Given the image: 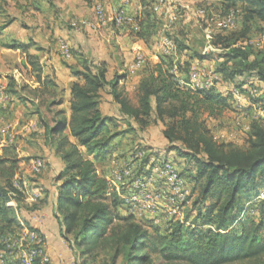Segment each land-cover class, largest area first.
Masks as SVG:
<instances>
[{"label": "trees", "instance_id": "1", "mask_svg": "<svg viewBox=\"0 0 264 264\" xmlns=\"http://www.w3.org/2000/svg\"><path fill=\"white\" fill-rule=\"evenodd\" d=\"M215 1L225 14L237 12L239 31L211 38L212 47L220 52L191 51L182 63L161 53L156 63L146 62L135 104L120 86L125 74L115 73L108 80L105 62L76 54V64H64L73 79L67 114L61 107L64 89L54 76L43 75L27 44L9 45L26 52L38 87L29 91L33 100L21 96L27 87L7 88V92L12 101L16 97L34 106L45 143L61 158L63 167L54 178L59 182L55 216L79 264H264V120L251 118L241 145L217 140L207 125L209 119L240 109L232 88L247 96L249 108L264 109V49L255 48L249 39L251 32L264 33V0ZM152 11L142 10V18L137 19L135 35L146 43L158 34L159 18ZM14 21L9 19L0 30ZM176 49L185 54L191 50L181 42ZM71 52L73 58L72 47ZM192 60L216 61L215 72L231 88H189L185 83ZM182 72L183 79L178 76ZM253 89L257 97L249 95ZM103 92L118 105V117L101 111ZM158 125L165 147L157 153L146 145L134 150L144 153L142 164L172 162L169 156L180 162L179 172L190 184L192 201L182 221L162 225L128 214L119 193L97 172L98 164L111 155L114 139L139 136ZM19 162L14 148L0 155V252H7L5 264L16 262V253L8 254L6 241L18 234L21 219L28 225L22 212L37 208L36 203L26 204L25 194L14 185L17 178L21 181ZM36 190L40 195L44 192Z\"/></svg>", "mask_w": 264, "mask_h": 264}, {"label": "crops", "instance_id": "2", "mask_svg": "<svg viewBox=\"0 0 264 264\" xmlns=\"http://www.w3.org/2000/svg\"><path fill=\"white\" fill-rule=\"evenodd\" d=\"M80 2H82V9L80 7L81 5H79ZM97 2L102 4L106 14H109L112 9L120 7L123 8L128 15H132L136 18H142V10L144 11L148 9L152 11V7L155 4V0H89L88 2L85 0H34V2L31 3H33L35 7L45 10L43 11V16L48 18L49 25L43 26L44 30L41 31V34L37 35L34 45L33 43L13 38V41L27 44V52L37 56L39 59L43 75L48 74L54 76L56 84L64 89V103L62 104V108L66 110L67 114L69 86L73 79L60 59L61 56L58 52L59 38L68 40L75 53L72 59L67 60L68 64H76L78 62L77 55L82 54L96 62H105L108 70V80L111 79L115 73L122 74L124 72L123 74H125V78L120 81V86L124 89L127 97L130 95V92H137L139 80L146 72V62L156 63L161 54L159 46H157V42H159L158 39L146 43L136 37L135 32L137 29L135 28L134 23H126L122 25L109 23L96 29L84 27L80 31L75 30L72 27L71 22L73 19L67 21L69 16L71 14L78 15L79 17L74 18L76 19L75 21L91 20L93 18V6ZM166 5L167 4L165 3L163 4V7H160L159 11L153 10L152 12H154L159 19L166 20L167 17L171 18L173 15L172 8L174 6H169L167 8ZM187 6L191 8L189 11L190 13L196 8L193 3L188 4ZM76 8L79 9L76 10ZM162 14L164 17H162ZM17 22L18 19H15L13 23ZM11 25H9L8 28ZM19 50L20 49H17V51ZM137 53L144 55L146 62L136 70H130L129 65L133 62ZM22 55L25 57L24 59L26 61V52H22ZM184 58L185 55L182 59ZM179 59L181 60V58ZM179 59L177 58L176 61H179ZM182 62L183 61H181V63ZM195 62H198L203 67V63L212 66L214 61L192 60V64ZM26 66L30 72L31 83L27 84L29 87L24 90L26 91V94H24L23 91L21 92V96L33 100L32 94L29 91L38 87V83L35 81L31 66L29 64H26ZM184 75L186 74L183 72L178 74L181 79L184 78ZM24 79L26 78L24 77ZM15 81L20 82L17 80ZM223 87L225 88V86ZM128 98L134 104L136 103V101L131 99L132 97L129 96ZM34 102L37 103V100L34 99ZM99 106L104 114L116 117L119 116L118 105L113 102L112 97L108 93H102ZM32 107L33 106L29 102H24L14 97L7 110L3 111L1 114L3 121H0V153L3 152V149H1L2 147H5V151L8 150V148H14V152L20 159L19 174L21 178L26 179L29 182L28 194L25 195V203L28 205H32L33 203L37 204V208L34 211L31 213L22 212V215L27 219L30 227H34L42 234L44 249L50 258V264H70L69 257L71 256V250L69 243L63 238L61 225L55 216V189L59 182H56L54 178L61 171L63 163L60 156L45 143L43 135L44 128L39 121L38 116L33 113V110H31ZM221 119L222 117L218 120ZM250 121L251 119L248 121L246 120L248 130ZM5 123L10 124L11 126L9 132L2 131ZM161 129V125H158V127L150 126L145 131L140 132L139 136L125 134L114 139L111 143V155L108 156L106 161L101 164L99 163L97 166L98 174L103 175L105 178L113 174L114 170L112 167L114 162L118 164L116 158L118 153H124V155H126V158L122 156L124 159L133 161L131 166L127 165L130 168L135 167L139 162L138 166H136V173L140 174L146 167H149L151 163L149 161V163L142 164L143 156L137 158V154L141 151L134 149L137 145H146L152 148L165 147L166 141L161 135ZM152 130L158 133L157 137H150V135L143 136V134L151 133ZM28 136L31 137V142H28L27 144V139H29ZM28 146H31V148H27ZM22 147H25L24 151L29 153V156L40 154L45 158L46 165L39 176L34 178L31 174L29 170L30 159L28 161L25 160L26 158L22 159L24 156H27H22V153H24ZM129 149H131L132 152H129ZM128 155H131L132 158H129ZM133 156L136 160H133ZM169 158H171L172 163L179 171L182 164L177 160H173L171 156H169ZM110 168H112L111 171ZM31 178H34L35 180L30 181L29 179ZM183 179L186 186L190 189L189 182L185 177H183ZM36 189H39L40 191L43 190L44 192L41 193L39 200L33 202L29 198V195ZM121 213L125 214L123 210ZM158 216L160 218L158 225H162L169 221L164 213H160ZM151 217L152 216H148L141 220L151 221ZM20 225L21 227L17 232L18 234L23 227H28L22 219L20 220Z\"/></svg>", "mask_w": 264, "mask_h": 264}, {"label": "built area", "instance_id": "3", "mask_svg": "<svg viewBox=\"0 0 264 264\" xmlns=\"http://www.w3.org/2000/svg\"><path fill=\"white\" fill-rule=\"evenodd\" d=\"M166 0H156L153 5V10L157 11L161 4ZM200 13H204L201 10ZM237 12L230 10L222 17L215 21V26L218 30H228L235 26ZM138 18V17H137ZM137 18L128 15L123 8H114L109 14H106L101 3L97 2L93 6V18L91 20H77L72 22V27L80 31L84 27L99 28L109 23L114 25H122L126 23H134L137 28ZM207 37H210V31H207ZM250 44L264 49V33L260 35L256 42L250 41ZM161 46L165 50L164 54L169 55L174 51L175 45L172 40L163 37ZM58 52L66 60L72 58L71 47L67 40L58 39ZM145 63L144 55L137 53L133 62L129 65L130 70H136ZM15 80L21 81V74L14 75ZM20 79V80H18ZM223 83L222 76L214 70H206L198 62L193 63L188 71L187 82L185 83L192 90H206L210 88H220ZM232 96L236 100L248 103L247 96H244L239 90L232 89ZM251 97H257L256 89L250 90ZM12 98L7 92L6 86L0 87V112L5 111L10 105ZM240 105V104H239ZM258 115L255 118L264 120V109L254 107ZM11 130L10 124L3 126V132ZM143 152L137 154V158H141ZM116 169L111 176L106 179L110 187L119 193V197L123 202V206L128 214L133 215L137 219H143L148 216L154 225H158L160 218L158 214L164 213L167 220L184 219V211L190 204L191 192L186 186L180 172L171 161L156 162L136 176H132L131 169L117 168V163L114 162ZM45 167V161L41 157L31 158L29 161V170L31 174H40ZM20 178L15 180L14 185L19 191L28 194L29 182L26 179ZM29 198L36 202L40 198V193L34 190ZM13 205V203H10ZM7 251L9 255L16 253L15 264H50V258L44 249V240L42 234L37 229L23 227L21 232L6 241ZM71 256L69 257L70 264H79L80 260L75 254L71 246ZM6 251L0 252V262H5L4 258Z\"/></svg>", "mask_w": 264, "mask_h": 264}, {"label": "rangeland", "instance_id": "4", "mask_svg": "<svg viewBox=\"0 0 264 264\" xmlns=\"http://www.w3.org/2000/svg\"><path fill=\"white\" fill-rule=\"evenodd\" d=\"M31 2H34V0H0V27L3 26L11 18L18 19V22L13 23L9 28L7 27L6 29L0 30V87L6 86V88L15 90L14 87L15 88H17L18 86L28 87L27 84L31 83L30 72L26 66V64L28 63L26 62L27 59L25 61L24 59L25 57L22 55L23 51L22 50L17 51V49L9 48V45L13 43V38L23 40L24 42L33 43L34 45L35 38L37 37V35L41 34V31L44 30L43 26L49 25L48 18L43 16L44 15L43 11L45 10L35 7L34 4ZM165 3L167 4L166 5L167 8L169 6L171 7L174 6L172 8L173 15L171 16V18L167 17L166 20L159 19L158 34L153 39V41L155 39L156 40L158 39L159 42H157L158 43L157 46H159L160 52L164 54L165 50L161 46V38L163 37H166L168 39L171 38L170 40L174 41L176 46H175L174 51H171L169 55H171L170 57L173 58L175 63L177 62L176 61L177 58L178 59L181 58V60L179 59L180 61L186 60L189 54H191V51L206 53L211 50H215L216 52H220L221 50L215 49L214 47H212L210 43V41L212 40L211 38L217 34L232 36L233 34H236L240 29L239 21H238V24L236 22L234 27L226 31H220L216 28L215 21L219 19L220 17H222L226 11L225 9H222V7H220L219 4L215 0H183V1L166 0L163 4ZM191 3H193L196 6V8L190 13L189 11L191 8L188 7L187 5ZM163 4H161L160 7H163ZM79 5H81L80 7L82 9V2H80ZM160 7L158 11L160 10ZM78 9L79 8H76V10ZM201 10H204V13H200ZM76 17H79V16L71 14L67 21H70L73 19L71 21L73 22L76 20L74 19ZM162 17H164L163 14H162ZM208 30L210 31V37H207ZM259 36H260L259 33L257 34L256 32H251L249 39L252 42H256ZM179 42L184 43L191 50H187L186 54L184 53V51L178 52L176 48ZM253 46L255 48H259L256 45H253ZM184 54H185V58L182 59ZM60 59L62 60L64 64L67 63V60L65 61L62 58ZM145 62H146V58H145ZM215 66H216V61L213 62L212 66L208 65L207 63H203V67L206 70L215 71L216 69ZM16 73L21 74L20 82H16L14 80V75ZM24 77L26 79H24ZM8 84H9V87H8ZM223 86L227 88L230 87L224 80H223V83L221 84V88ZM23 93L26 94V91H24ZM129 96L132 97L131 99L133 101H136L135 91L130 92ZM235 101L238 104L237 107L238 106L240 107L239 110L237 109V111H232V110L226 111L224 115L222 116L221 120H218L219 118L209 119L207 121V125L211 129L212 133L214 134L217 140L219 141L232 140L236 142L237 144L241 145L244 143V140L248 132L246 120L248 121L251 118L257 116L258 112L255 108H249L248 107L249 105L246 104L245 102H241L240 100H235ZM31 110H34V106L32 107ZM2 113L3 111L0 112V121H3V119L1 118ZM47 116L48 118H50L49 114H47ZM5 124H8V123H5ZM145 135H150V137L151 136L157 137L158 133L152 130V132L149 134H143V136ZM28 137L29 139H27V142H26L27 144L28 142H31V137L30 136ZM22 148H23L22 151L24 152V153L21 152L22 156L27 155L26 157L24 156V158L22 159L26 158L25 159L26 161L34 157H43L40 154L38 155L33 154L32 156H29V153L24 151L25 147H22ZM27 148L30 149L31 146H28ZM139 148H141V146H139ZM1 149L4 150L5 147H2ZM161 149H162L161 147L159 148L154 147L151 150V152L157 153V151ZM130 151L132 152L131 149H129V152ZM1 154L2 152L0 153V155ZM122 156L126 158L125 157L126 155H124V153L117 154V157H116L118 161L117 168L121 169V168L127 167V165L131 166L132 165L131 163H133V161L132 160L128 161L127 159H124ZM128 157L132 158L131 155H128ZM133 160H136V158L134 157ZM138 164L139 162L136 164V166H138ZM136 166L132 168L129 167L132 171V176H136L137 174ZM112 168L114 170L116 169V166L113 165ZM112 168H110V171L112 170ZM262 197L263 195H260V198ZM190 202L192 201L190 200ZM190 204L186 207L185 212L189 209ZM0 264H5V262L3 263L0 262Z\"/></svg>", "mask_w": 264, "mask_h": 264}]
</instances>
